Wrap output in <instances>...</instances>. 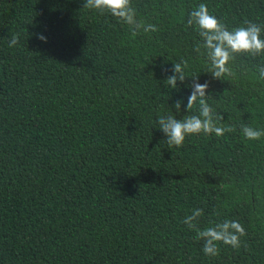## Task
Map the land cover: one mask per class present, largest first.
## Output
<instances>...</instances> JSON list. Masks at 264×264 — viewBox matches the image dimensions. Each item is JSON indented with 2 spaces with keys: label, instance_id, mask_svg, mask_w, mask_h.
Instances as JSON below:
<instances>
[{
  "label": "trees",
  "instance_id": "trees-1",
  "mask_svg": "<svg viewBox=\"0 0 264 264\" xmlns=\"http://www.w3.org/2000/svg\"><path fill=\"white\" fill-rule=\"evenodd\" d=\"M84 2L0 0V264H264V137L240 127L264 129V55L216 79L186 26L200 3L229 29L264 26V0H131L158 27L136 36ZM182 60L185 81L168 87ZM194 76L236 130L169 147L157 119L196 111ZM195 208L200 229L240 222L241 247L204 255L182 222Z\"/></svg>",
  "mask_w": 264,
  "mask_h": 264
},
{
  "label": "clouds",
  "instance_id": "clouds-1",
  "mask_svg": "<svg viewBox=\"0 0 264 264\" xmlns=\"http://www.w3.org/2000/svg\"><path fill=\"white\" fill-rule=\"evenodd\" d=\"M83 7L94 9L100 13L105 11L115 17L119 22L127 25L133 36L141 32L147 34L158 31L155 24L145 23L137 19L136 9L132 6L131 0H85ZM186 26L194 27L201 38V43L194 47V51L206 54L208 60V71L216 79L222 80L225 76H233L234 73L229 66L236 56L246 54L252 57L264 55V26L251 21H246L244 25L229 29L221 20L210 13L205 3H200L189 14ZM38 39L46 41V37L39 34ZM19 36L13 34L8 40L10 48L19 44ZM204 49V52H201ZM188 62L182 60L174 63L171 72L164 80V83L171 88H178V81L183 83L186 78ZM259 78L264 79V65L258 66ZM197 77H193L191 93L187 97L185 109L187 112L196 111L191 115L177 119L172 113L161 115L157 119L158 128L164 133L166 143L169 147H182L186 137L203 133L204 135L214 134L222 137L225 133L235 131L232 125L223 126L219 122L223 121L221 113L207 102L208 82H196ZM181 100H176L173 107L176 112L181 111ZM198 106V107H197ZM242 134L246 140L255 141L264 137V129L254 128L243 124L240 126ZM203 208H195L191 215L184 217L183 223L189 229L196 232L195 239L203 241L202 252L206 256L215 257L220 253V244L239 249L241 247V237L247 235L244 226L235 220H224L214 223L209 227L198 228V219L203 216Z\"/></svg>",
  "mask_w": 264,
  "mask_h": 264
}]
</instances>
